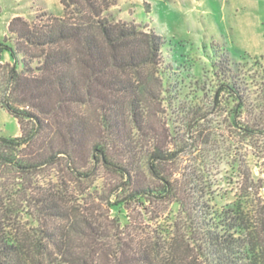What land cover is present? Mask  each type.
Wrapping results in <instances>:
<instances>
[{
  "label": "trees",
  "instance_id": "1",
  "mask_svg": "<svg viewBox=\"0 0 264 264\" xmlns=\"http://www.w3.org/2000/svg\"><path fill=\"white\" fill-rule=\"evenodd\" d=\"M86 2L73 20L15 16L0 42L19 128L0 136V264H264L260 181L237 161L240 192L217 207L208 162L183 168L150 123L162 36Z\"/></svg>",
  "mask_w": 264,
  "mask_h": 264
},
{
  "label": "rangeland",
  "instance_id": "2",
  "mask_svg": "<svg viewBox=\"0 0 264 264\" xmlns=\"http://www.w3.org/2000/svg\"><path fill=\"white\" fill-rule=\"evenodd\" d=\"M72 1H66L64 11L61 0H0V42L14 46L8 24L15 16L42 23L53 16L73 20L79 9L87 11L86 0ZM94 1L103 14L135 21L162 36L164 91L151 102L150 123L178 153L182 167L203 170L199 159L208 162L218 207L232 203L240 192V161L260 181L258 195L264 199V0ZM12 63L9 52L2 51L0 97L6 87L4 65ZM223 83H234L240 98ZM85 112L94 119L93 108ZM18 132L16 119L0 104V136ZM97 173L92 189L103 193L111 178L102 169ZM132 207L135 213L140 209Z\"/></svg>",
  "mask_w": 264,
  "mask_h": 264
},
{
  "label": "built area",
  "instance_id": "3",
  "mask_svg": "<svg viewBox=\"0 0 264 264\" xmlns=\"http://www.w3.org/2000/svg\"><path fill=\"white\" fill-rule=\"evenodd\" d=\"M263 191H264V188H263Z\"/></svg>",
  "mask_w": 264,
  "mask_h": 264
}]
</instances>
